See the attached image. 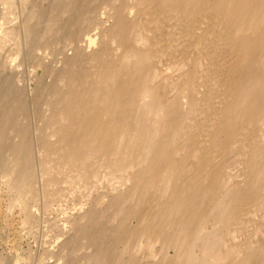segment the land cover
Masks as SVG:
<instances>
[{
    "label": "bare ground",
    "instance_id": "bare-ground-1",
    "mask_svg": "<svg viewBox=\"0 0 264 264\" xmlns=\"http://www.w3.org/2000/svg\"><path fill=\"white\" fill-rule=\"evenodd\" d=\"M42 1L0 25V166L22 211L90 194L61 264H264V0Z\"/></svg>",
    "mask_w": 264,
    "mask_h": 264
},
{
    "label": "rangeland",
    "instance_id": "rangeland-1",
    "mask_svg": "<svg viewBox=\"0 0 264 264\" xmlns=\"http://www.w3.org/2000/svg\"><path fill=\"white\" fill-rule=\"evenodd\" d=\"M34 2H36V0H34ZM40 2H42V4ZM36 3L37 4L40 3L38 5H43V4H45V1L37 0ZM22 7H23V5L21 4L20 0H0V25L4 23L3 25H1V26H3V28L13 27V25L16 26V24L18 26V23L20 24V22L25 17V15L23 16V14H24L23 13V10L24 9H22ZM1 26H0V29L2 28ZM13 40L14 39H10L9 42H7V40H6V44L7 45L4 44L5 47L4 48L2 47L1 51L8 50V51H6L8 53H5V51H4L1 54H3V55L6 54V57L8 55L11 56V57L13 56L12 54L11 55L9 54V53H11L13 51V49H15V45H16L15 43L16 42H14ZM13 44H15V45H13ZM10 47H11V50L12 51L10 50V52H9ZM16 48H17V45H16ZM14 51L16 52V49ZM21 52L19 54L18 53H14V52H12V53L14 55L17 54V57L16 58H17V61L18 62L23 63L22 65L25 64V67H24L20 63H18L17 61L15 63V64H17V68L18 69L20 68L19 71H21V69H22L21 67H23L22 71H23L24 74L23 73L22 74L25 77H27V75H29V72L32 70V68L30 69V67H32V66L35 65V64L34 65L32 64V63H34V60L33 59H35V57L34 58H31L32 56L30 57V55H29V56H26V57L22 58L23 56H25V53L26 52L23 51L22 53H24V54H21ZM20 54L23 55V56L21 57ZM3 55H1V56L3 57ZM48 56L46 55L45 57H42V59H40V60H43L42 62H47V63H44L45 65H48V64H50V65L56 64L55 62L53 63L51 61V60H53V58L51 57V53H50V56L49 57ZM6 57L4 55L3 58H6ZM20 57H21V59H23V61H19ZM27 58H30L31 60L30 59H27ZM36 59H35V63L37 64V62L39 61V58H36ZM25 60L27 62L30 61V64L28 63L27 67H26L27 62ZM20 65H21V67H20ZM59 65L61 66L62 64L60 63ZM37 67L38 66L35 65V67H33V68H37ZM27 68L29 69L28 70L29 72H27L28 74L25 73L27 71L26 70ZM33 70H35L36 72L39 71L40 74L42 72V68L40 69L39 67L37 68V70L36 69H33ZM33 70H32V72H33ZM3 73H6V72H0V81H2V78L4 76ZM30 75H31V73H30ZM28 77H31V76H28ZM46 78H49V76H46ZM32 79H33V77H31V80ZM34 81L35 80H32V82H34ZM25 93L28 94V97L25 94V98H27V100H26L27 106L29 105L28 106L29 108H27V110L28 111L30 110V111L29 112L27 111L29 113V115L27 113L28 117L26 116V118H24V119L27 121L29 119V116H30L31 119L35 116L34 117L35 119L33 118L34 119L33 121L36 122L37 121L36 120V117L38 116L37 113L39 112L38 111V108H40L41 110L40 109L39 110L42 111V109H43V107H42L43 106L42 105L43 102L39 106L38 103H41V102L40 101L37 102L38 100L36 101V96H35L36 94L34 95L35 92L33 94L32 93L30 94V93H28L26 91ZM31 95H34V97H32L34 99H32V98L29 99V97H31ZM30 100H31V102H30ZM32 100H35V103H37V104H35V106L38 105V107L36 106L37 107V110L36 111L33 110L36 107L33 105L34 104L33 103L34 101H32ZM27 101H29L30 104ZM30 105H33L31 107H34V108H31ZM30 112H32V113H35L36 112V113L33 114V116H32V113L30 114ZM31 119L28 120L27 122L28 123L31 122V123H29L30 126L31 127H35L33 125L35 123H33V121H31ZM32 130H33V128H31L30 135L33 136ZM2 156H1V158H2ZM3 158H5V157L3 156ZM1 168L2 167L0 166V173H1L0 174V264H61L62 261L65 262L67 260V256H66V253H65L63 255L66 256V257L64 256L66 259L63 258V257H60V255H61L60 253H62V250H61V248H60L61 246H59V244L61 242L65 241V240L71 238V235H70L71 233H73L72 234V238L75 237L74 236L75 235L74 234L75 233V230L72 229L73 226L70 225L71 221H74V219H71V218H73L74 215L75 216L77 215V212H78L77 208L80 209L79 206H81L83 202L88 203V204H91L90 201L91 202L93 201V199L90 200V197L89 196H85L88 191H85V190L82 191L81 188L80 189L78 188L77 190L82 191L84 193L79 192L80 194H78V191L76 190L75 193H72L74 196L71 195V194H69V193L66 194L67 193L66 191L70 190V189H67L66 190V188H69L70 185H68V186L67 185H63V184H66V183H63L62 185L64 187L67 186L65 188V192H66L65 194L66 195H65V197L62 196V197H64L63 199L61 197V199H60L61 201L58 200V202L61 203L62 206H61V204L59 205V203L57 204V200H56V203H55V200H53L52 201V203L54 202L53 203V206H52V204L49 206L50 208L51 207H53V208L50 209V208L45 207L44 205H42V204H45L44 203L45 201L44 200H43L44 202L41 201L42 200L41 199L42 195L39 194V188L37 186V189L35 187L34 188L35 191H33V192H35L33 194V195H35V197L34 196H30L31 199L33 197L32 200L30 198H28V201H29L28 202V204H29V211L25 210V211H27V215H26V213H24L25 212L24 209H23V211H24L23 212L22 209H20L21 207H19L18 204L12 202L13 201V197H14V194L12 193L13 190H10L8 188V186L6 185V183H4L5 177L2 176L3 175V172L1 170ZM1 177H4L3 178L4 180ZM100 186H102V185H100ZM7 188H8V190H7ZM103 188L105 189V186L99 187V189H96L97 190V193H96V191H93L94 193L93 192L91 193V198H93V197L95 198V196H97L99 193H101V191L103 193L104 192V189ZM9 191H11V192H9ZM10 193H11V195H10ZM36 193H38L37 195L38 196L40 195L41 197L39 198L36 195ZM76 193L79 196H77ZM81 194H83V195H81ZM87 195H90V194L87 193ZM11 197H12V199H11ZM79 197H82L83 199L81 198V200H80ZM85 199L88 200V202L84 201ZM35 200H37V201H35ZM31 201L32 202L35 201V202L32 203ZM40 201H41V204H39ZM31 203H32V205H31ZM76 203L77 204L79 203V204L77 205ZM74 204L77 205V206H75L76 207L75 209H73L74 208L73 207ZM30 206H32V208H30ZM42 206L44 207L43 208L44 210L42 209ZM55 206H56V208H55ZM58 206H60L61 209ZM63 206H65V207H63ZM57 207H58V209L60 211L57 209ZM45 208H47L49 210H52V211L46 210ZM30 209L32 210L31 212H30ZM64 209H67V210H64ZM70 212L72 213L71 215L69 214ZM44 213H46V214H44ZM29 214H32V215L28 216ZM64 215L66 217H64ZM23 216H24V219L23 218L22 219L24 220V222L21 220V217H23ZM25 216L26 217L28 216L29 218L31 217L30 220H29V218H26ZM67 217H69L68 218L69 220L67 219ZM44 218H45V220H44ZM65 218L70 223L68 221L65 222V220H66ZM46 219H48V220H46ZM27 220H28V222H27ZM25 221L27 223H29V224H26ZM30 221H33L32 222L33 224L31 226H30V224H31ZM24 223L26 225H24ZM64 223H65L66 226H64ZM68 225H69V227H67ZM72 230H74V232ZM59 251H60V253H59ZM58 255H59V258H57ZM76 264H84V261H82L81 259L80 260L77 259L76 260Z\"/></svg>",
    "mask_w": 264,
    "mask_h": 264
}]
</instances>
